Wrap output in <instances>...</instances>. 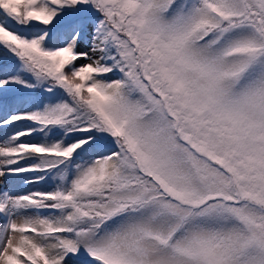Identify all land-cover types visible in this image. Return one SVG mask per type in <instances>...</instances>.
Returning <instances> with one entry per match:
<instances>
[{
  "label": "snow or ice",
  "instance_id": "snow-or-ice-1",
  "mask_svg": "<svg viewBox=\"0 0 264 264\" xmlns=\"http://www.w3.org/2000/svg\"><path fill=\"white\" fill-rule=\"evenodd\" d=\"M0 264H264V0H0Z\"/></svg>",
  "mask_w": 264,
  "mask_h": 264
}]
</instances>
